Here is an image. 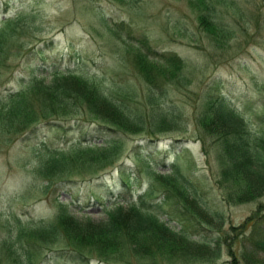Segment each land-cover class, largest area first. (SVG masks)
Listing matches in <instances>:
<instances>
[{"label":"rangeland","instance_id":"374dc122","mask_svg":"<svg viewBox=\"0 0 264 264\" xmlns=\"http://www.w3.org/2000/svg\"><path fill=\"white\" fill-rule=\"evenodd\" d=\"M208 2L0 0V19L21 15L24 23L20 28L26 32L15 36V41L11 43L15 44L11 55L2 61L3 64L0 63V91L17 90L22 86L20 84L28 81L32 73L25 64L27 57L23 53L28 48L40 46L45 56L42 65L46 70L72 69L77 64L83 74H96L101 79L103 77L106 83L115 81L129 85V92H125L124 97L137 120L135 123L127 121L122 128L125 133L119 132L116 163L131 164V158L138 154V149L133 147L149 139L151 146H148L147 152L150 159L169 161L172 158L170 154L164 157L165 154L155 151H178L181 148L183 150L176 158L180 169L194 179L202 177L199 182L202 206L183 203L199 222L209 228L203 231H206L204 235L201 231L198 233L199 239L205 237L202 241L197 242L193 239L197 238L196 234H192V241L181 238L173 247L174 251L170 250L168 243L162 244L161 252V247L156 245L158 253L152 255H134L126 249L112 248L108 250L111 258L108 262L105 259H90L87 264H242L247 259L264 262V249L255 250L257 245L254 243V240L264 243V193L243 202L236 201L228 193L223 194L228 180L220 176L217 164L220 155H226L222 151L223 139L219 134L210 133L206 127L208 121L199 117L204 110L202 103L208 89L217 86L211 82L215 80L230 110L248 120L251 128L263 127L264 0ZM198 15L209 18V24L200 23ZM30 24L34 31L27 26ZM13 51H20L23 56H12ZM161 52H172L181 59L176 70L162 64ZM141 61L145 64L147 76L152 79L151 85L145 81ZM40 70L41 75L37 72L35 76H46L47 72ZM14 76L22 82L16 83ZM150 91L154 93V101L146 99ZM71 115L60 111L46 116L54 119L48 125L40 124L38 139H27L19 133L0 137V264H13L12 261L19 259L6 258L9 251L3 249L2 240L7 239L9 232L6 230L9 221L5 216L8 211L19 214L21 219L26 216L50 219L58 213L62 202L69 201L65 207L67 214L100 221L105 218V210L111 202L127 201L137 192L135 190L141 188L135 181L136 177V180L141 179L145 183L147 178H152L154 184H160L156 173L151 174L145 165H139L141 172L134 175L135 183L131 189H122L115 166L100 170L102 165L111 161L109 158L113 154L103 149L104 146H99L96 142H100L102 137L94 135L89 139L94 141V146L71 151L69 156L78 155V160L74 156V165H65L67 172L61 173L70 174L71 180H80L78 184L64 183L60 186L53 182L43 195L37 194V190L43 187L41 182L45 180L32 170L39 158L34 146L44 141L69 143L77 138L80 124L67 121ZM120 121L124 122L122 117ZM92 128V124H82L80 135L89 137V133L85 132H95ZM202 128H205L204 131ZM46 130L49 131L46 133ZM57 135L59 139L55 140ZM112 150V153L116 152V147ZM140 150L143 152L142 148ZM144 170L145 173L142 172ZM165 170L159 168L156 172L163 175ZM95 173H98L97 176ZM56 177L52 179L55 181ZM170 183L163 182L168 186ZM27 191L32 192L27 194ZM53 198H57L56 201ZM156 214L163 220L168 219ZM167 224L178 227L171 219ZM11 252L16 256L18 249L14 248Z\"/></svg>","mask_w":264,"mask_h":264},{"label":"trees","instance_id":"16d2710c","mask_svg":"<svg viewBox=\"0 0 264 264\" xmlns=\"http://www.w3.org/2000/svg\"><path fill=\"white\" fill-rule=\"evenodd\" d=\"M20 16L7 18L5 16L0 19V63L11 55V49L15 46L11 43L15 41V36L26 33L23 28H20V25L24 23ZM33 17H35V14H33ZM198 19L200 23L203 21V23L209 24L207 20L210 19L206 18L205 15H198ZM30 25L27 26L34 31V28ZM18 30H20L19 33ZM39 47L28 48L23 53L27 57L25 64L32 73L28 81L20 84L19 86H22L17 90L6 89L0 91V137H7L11 133H19L27 139H38L37 130L40 129V124L48 125L47 122L50 123L53 118L46 116L60 111L72 114L67 121L79 123L80 126L77 128L80 132H82V124L84 123L92 124L95 132L86 131L85 133L90 135L88 137L86 135L81 136L78 130L79 136L73 141H69V143H65L66 141L46 143L44 141V143L40 142L34 146L39 158L36 167H32V170L37 173L39 178L45 180L41 182L43 187L37 190V194L43 195L44 190L53 182H55V185L60 186L64 183L78 184L77 182L80 180H71L70 174L61 175V173L67 172L64 166L74 165L73 160L78 157V155L69 156L71 151L74 152L81 148L88 149L94 146V142L89 140L91 135L102 136L100 142L96 143H99V146H104L103 149L113 152L112 149L116 147V152H111L113 154L109 158L111 161L105 166L102 165L100 170L103 167L115 166L119 168L117 169V178L122 189L130 190L135 181L141 188L135 190L137 192L127 201L120 202L117 200L111 202L113 204L110 203L107 206L109 208L105 210V218L100 221H93L88 216L80 215L77 217L73 213L67 214L65 207L70 203L69 201L62 202L63 204L58 208V213L50 219H43L42 217L34 219L27 218V216L21 219L19 214L8 211L5 216L9 221V226L6 227L9 232L6 236L7 239L2 240L3 249L9 251V255L5 257L19 258L14 262L12 261L13 264H87L90 259L109 261L111 258L108 250L112 248L126 249L134 255L149 253V255H152L158 253L155 251L157 250L156 245L161 247L163 243H168L171 245L170 250H173V247L181 238L190 241L192 234H196L197 238L193 239H196L197 242L202 241V238L198 240L200 237L198 233L209 228L199 222L195 215L189 212L186 204H183L187 202L192 206H202L199 200L201 192L198 188L201 186L199 182L202 177L198 180L194 179L189 173L186 171L184 173L180 169L176 158L183 149L180 148L178 151L174 149L163 150V152L161 150H158L159 152L155 151L158 154L162 152L163 155L165 154L164 157L168 153L170 154L169 157L174 158V160L171 158L169 161L168 159L153 161L149 158L147 152L148 146H151L148 144L151 142L148 139L146 143L133 147V149H138V154L135 153L136 155L131 159L132 165L116 163L117 144H119L118 138L120 137L118 130L123 133L122 128L126 125L125 123L127 121L135 123L136 119L134 110L124 97L125 92H129V85L118 84L115 81L106 83L102 76L101 79L96 74H83L79 71L77 64H74L72 69L56 70L52 68L46 70L43 66L45 56L42 55ZM20 48L15 49L22 51ZM20 51H13L12 56H23ZM142 57H140V60ZM161 60H163L162 64H167L173 70H176L181 62V59L172 52H161ZM141 63L143 74L146 77L145 81L151 85L152 79L147 76L148 72L145 70L144 62L141 61ZM138 64L140 63L138 62ZM40 69L47 72L46 76H35L37 72L41 75ZM73 69L79 72L75 71V74H72ZM46 77H48L47 80H45ZM13 80L18 84L22 82L20 78L17 80L16 76ZM211 82L217 84L215 80ZM217 87L211 90L208 89L213 93L207 90L209 94L207 92L203 103L204 110L200 112L199 117L208 121L207 130L210 132L215 131L214 133L219 134L223 139L221 141L222 151L226 152V155H221L218 159V172H220V176H225L228 180V185L225 186L226 192H223V194L228 193L231 198L236 199L238 202L248 201L264 193V120L261 117L263 127L251 128L248 120L230 110ZM153 95L154 93L152 94L151 91L148 92L146 99L154 101L155 97ZM214 103L216 104L214 105ZM159 105L161 106V103ZM121 117L124 122L120 121ZM112 126L116 130H111ZM55 127L57 128V126ZM58 139L59 135L56 136L55 140ZM112 139L115 140L112 141ZM141 147L143 152L140 150ZM229 148L232 150L229 151ZM74 156L76 157L74 158ZM136 164L137 166L144 164L151 174L156 173L155 176L159 177L160 184H154L152 178H148L146 183L141 179H135L134 181V175L141 172L140 167L135 166ZM159 168L166 169V172L159 175L156 172ZM189 170H191V167ZM54 176H57L55 181L52 179ZM120 176L122 180L119 178ZM130 179L133 181H130ZM166 181L172 182L170 186L163 184ZM143 182L145 183L144 187L142 186ZM148 182L150 184L152 182V184L150 185ZM30 192L32 191H27V194ZM56 199L53 198L54 201ZM70 201H72V198H70ZM123 207H125V210L122 211ZM154 208L155 210H153ZM156 213L171 219L178 227L168 225L166 222L169 219L163 220ZM254 243L257 245L255 250L264 249V243L257 240H254ZM14 248L18 249L16 256L14 252V254L11 252ZM162 249V247L159 249L160 252ZM32 255L34 256L32 257ZM242 264L264 263L263 261L247 259Z\"/></svg>","mask_w":264,"mask_h":264},{"label":"bare ground","instance_id":"6f19581e","mask_svg":"<svg viewBox=\"0 0 264 264\" xmlns=\"http://www.w3.org/2000/svg\"><path fill=\"white\" fill-rule=\"evenodd\" d=\"M191 1H193V0H191ZM209 2H210V0H209ZM209 2H208V3H209ZM211 2H212V1H211ZM214 2H215V1H214ZM191 3H193V2H191ZM202 3H203V2H202ZM205 3H207V1H206ZM205 3H204V4H205ZM194 4H195V2H194ZM214 4H215V3H214ZM214 4H212V5L214 6ZM212 5H209V6L207 5V6H208V7H211ZM203 6H204V5H203ZM215 6H216V5H215ZM190 7H191V6H190ZM212 9H214V8H212ZM205 10H206V9H205ZM208 10H209V9H208ZM209 11H210V10H209ZM215 11H216V10H215ZM204 12H205V11H204ZM206 12H207V11H206ZM211 12H212V11H211ZM213 12H214V11H213ZM216 12H217V11H216ZM202 14H203V13H202ZM206 14H207V13H206ZM206 14H205V15H206ZM214 15H215V13H214ZM206 18H207V17H206ZM210 18H212V17H210ZM215 18H216V17H215ZM201 23H203V21H202ZM204 24H205V23H204ZM204 26H205V25H204ZM163 55H165V54H163ZM179 61H180V60H179ZM182 62H183V61H182ZM76 66H77V65H76ZM70 69H71V68H70ZM78 69H79V68H78ZM64 71H65V70H64ZM73 71H74V72H73ZM73 71H72V74H75V71L79 72L78 70H74V69H73ZM80 71H81V70H80ZM63 75H65V74H63ZM77 75H78V74H77ZM81 75H82V74L80 73V76H81ZM66 76H67V75H66ZM66 76H65V77H66ZM83 77H84V75H83ZM83 77H82V79H83ZM87 77H88V76H87ZM87 77H86V78H87ZM70 78H71V77H70ZM79 78H81V77H79ZM84 78H85V77H84ZM88 78H89V77H88ZM47 79H48V78H47ZM89 79H90V78H89ZM92 79H93V78H92ZM92 79H91V80H92ZM216 82H217V81H216ZM213 84H214V83H213ZM216 85L218 86V84H216ZM214 86H215V84H214ZM218 87H219V86H218ZM22 89H23V88H22ZM209 90H210V89H209ZM214 90H215V89H214ZM19 91H20V90H19ZM211 92H212V91H211ZM211 92H210V93H211ZM216 92H217V91H216ZM212 93H213V92H212ZM2 94H3V93H2ZM208 94H209V92H208ZM221 94H222V93H221ZM217 95H218V92H217ZM207 97H208V96H207ZM219 97H220V96H219ZM204 98H206V97H204ZM217 98H218V97H217ZM208 99H209V98H208ZM203 100H204V99H203ZM220 100H221V99H220ZM210 101H211V100H210ZM223 101H224V100H223ZM211 102H212V101H211ZM208 103H209V102H208ZM222 103H223V102H222ZM202 104H203V103H202ZM210 104H211V103H210ZM215 104H216V103H214V105H215ZM217 105H218V104H217ZM204 106H206V105H204ZM212 106H213V105H212ZM217 107H218V106H217ZM201 108H202V107H201ZM208 108H209V107H208ZM202 109H203V108H202ZM228 110H229V109H228ZM230 113H231V112H230ZM234 113H235V112H234ZM231 114H232V113H231ZM230 117H231V116H230ZM38 118H39V117H38ZM232 118H233V117H232ZM236 118H237V117H236ZM36 120H37V119H36ZM36 120H35V121H36ZM40 120H41V119H40ZM136 120H137V119H136ZM235 120H236V119H235ZM40 122H41V121H40ZM38 123H39V122H38ZM47 123H48V122H47ZM35 124H36V123H35ZM38 126H39V125H38ZM33 127H34V126H33ZM51 127H52V126H51ZM89 127H90V126H89ZM112 127H113V128H111V130H112V129L116 130V128H114V126H112ZM135 127L139 128L137 125H136ZM106 128H108V126H106ZM34 129H35V128H34ZM38 129H39V128H38ZM48 129H49V128H48ZM120 129H121V128H120ZM123 129H124V128H123ZM204 129H205V128H204ZM204 129L202 128L203 131H204ZM36 130H37V129H36ZM109 130H110V126H109ZM109 130H108V132H109ZM127 130H128V129H127ZM130 130H131V129H130ZM132 130L134 131V129H132ZM38 131H39V130H38ZM48 131H49V130H48ZM50 131H51V130H50ZM101 131H102V130H101ZM118 131L121 132L120 130H118ZM128 131H129V130H128ZM116 132H117V131H116ZM116 132H114V133H116ZM206 132H207V131H206ZM211 132H212V131H211ZM211 132H210V133H211ZM214 132H215V131H214ZM102 133H103V132H102ZM112 133H113V132H112ZM117 133H118V132H117ZM123 133H125V132H123ZM128 133H129V132H128ZM210 133H209V134H210ZM104 134H105V132H104ZM206 134H207V133H206ZM106 135H107V134H106ZM108 135H109V134H108ZM108 135H107V136H108ZM119 135H120V133H119ZM128 135H129V134H128ZM132 135H134V134H132ZM207 135H208V134H207ZM213 135H214V134H213ZM91 136H92V135H91ZM209 136H212V135L210 134ZM215 136H216V134H215ZM101 137H102V136H101ZM116 137H117V136H116ZM116 137H114V138L116 139ZM122 137H123V135H122ZM126 137H127V136H126ZM104 138H105V137H104ZM123 138H124V137H123ZM89 139H90V138H89ZM96 139H97V138H96ZM96 139H95V140H96ZM107 139H108V138H107ZM115 139H114V140H115ZM121 139H122V138H121ZM105 140H106V139H105ZM110 140H111V139H110ZM114 140L112 139V141H114ZM117 140H118V139H117ZM117 140H116V141H117ZM102 141H103V140H102ZM119 141H120V137H119ZM119 141H118V142H119ZM93 142H94V141H93ZM95 142H96V141H95ZM121 142H122V141H121ZM81 143H82V142H81ZM91 143H92V142H91ZM75 144H76V143H75ZM78 144H79V143H78ZM88 144H89V143H88ZM123 144H124V143H123ZM43 145H44V144H43ZM76 145H77V144H76ZM82 145H83V144H82ZM84 145H85V144H84ZM89 145H90V144H89ZM47 146H49V145H47ZM139 146H140V145H139ZM42 147H43V146H42ZM42 147H41V148H42ZM44 148H45V147H44ZM52 148H53V147H52ZM139 148H140V147H139ZM141 148H142V147H141ZM217 148H219V147L217 146ZM42 149H43V148H42ZM49 149H50V148H49ZM151 150H152V149H151ZM45 151H46V150H45ZM118 153H119V152H118ZM161 153H162V152H161ZM219 153H220V152H219ZM143 154H144V153H143ZM131 156H132V155H131ZM217 156H218V155H217ZM217 156H216V157H217ZM220 156H221V155H220ZM141 157H142V156H141ZM147 157H148V156H147ZM131 159H132V158H131ZM139 159H141V158H139ZM123 161H124V160H123ZM216 161H217V160H216ZM173 162H174V161H173ZM117 163H118V162H117ZM135 163H136V162H135ZM166 163H167V162H166ZM167 164H168V163H167ZM172 164H173V163H172ZM174 164H175V163H174ZM217 164H218V163H217ZM115 165H116V164H115ZM127 165H128V164H127ZM131 165H132V164H131ZM139 165H140V164H139ZM139 165H138V166H139ZM141 165H142V164H141ZM143 165H144V164H143ZM153 165H154V164H153ZM169 165H170V164H169ZM133 166H134V163H133ZM135 166H137V164H136ZM138 166H137V167H138ZM175 166H176V165H175ZM193 166H194V165H193ZM112 167H113V166H112ZM122 167H123V166H122ZM171 167H172V166H171ZM173 167H174V166H173ZM176 167H177V166H176ZM138 168H139V167H138ZM140 168H141V166H140ZM117 169H119V168H116V172H117ZM143 169H144V168H143ZM176 169H177V168H176ZM120 170H121V169H120ZM179 170H180V169H179ZM118 171H119V170H118ZM122 171H123V170H122ZM136 171H138V170H136ZM177 171H178V170H177ZM123 172H124V171H123ZM133 172H134V171H133ZM142 172L145 173V170L142 171ZM183 172H184V171H183ZM146 173H148V172H146ZM184 173H185V172H184ZM184 173H183V174H184ZM97 174H98V173H97ZM97 174H96V176H97ZM104 174H105V173H104ZM149 174H150V173H149ZM119 175H120V173H119ZM122 175H123V174H122ZM125 175H126V174H125ZM181 175H182V174H181ZM94 177H95V176H94ZM98 177H99V176H98ZM122 177H123V176H122ZM125 177H126V176H125ZM131 177H132V176H131ZM99 178H100V177H99ZM119 178L122 180L121 176H120ZM123 178H124V177H123ZM134 178H135V177H134ZM136 178H137V177H136ZM136 178H135V179H136ZM147 179H148V178H147ZM137 180H139V179H137ZM123 181H124V180H123ZM132 181H133V180H132ZM146 181H147V180H146ZM151 181H152V180H151ZM154 181H155V180H154ZM149 182H150V181H149ZM149 182H148V183H149ZM191 182H192V180H191ZM191 182H190V183H191ZM134 183H135V182H134ZM149 184H150V183H149ZM151 184H152V182H151ZM151 184H150V185H151ZM199 185H200V184H199ZM190 186H191V185H190ZM196 186H197V185H196ZM205 186H207V185H205ZM198 188H201V186L198 187ZM202 188H203V187H202ZM202 190H203V189H202ZM156 191H157V190H156ZM157 195H158V192H157ZM157 197H158V196H157ZM153 199H154V198H153ZM120 202H121V201H120ZM152 202H153V200H152ZM154 202H155V201H154ZM158 203H159V202H158ZM162 203H163V202H162ZM163 204H164V203H163ZM163 204H162V205H163ZM164 205H165V204H164ZM152 206H153V205H152ZM166 206H167V205H166ZM163 207H164V206H163ZM151 209H152V208H151ZM165 209H167V208H165ZM153 210H155V208H154ZM167 210L169 211V209H167ZM170 210H171V209H170ZM260 210H261V209H260ZM150 211H151V210H150ZM158 211H159V210H158ZM261 211H262V210H261ZM156 212H157V211H156ZM166 212H167V211H166ZM153 214H154V213H153ZM158 214H159V213H158ZM170 214H171V212H170ZM174 214H175V213H174ZM218 214H219V212H218ZM166 215H168V214H166ZM215 215H216V214H215ZM219 215H220V214H219ZM172 217H173V215H172ZM212 217H213V215H212ZM216 217H217V216H216ZM254 217H255V216H254ZM254 217H253V218H254ZM222 218H223V217H222ZM168 219H169V218H168ZM248 221H250V218H248ZM252 221H253V220H252ZM166 223H167V222H166ZM252 223H253V222H252ZM254 223H255V222H254ZM254 223H253V224H254ZM258 225H259V224H258ZM240 226H241V225H240ZM253 226H256V225H253ZM262 226H263V225H262ZM254 228H255V227H254ZM239 229H240V228H239ZM262 229H263V228H262ZM214 230H215V229H214ZM241 230H242V229H241ZM254 231H256V230H254ZM254 231L252 230V232H254ZM205 232H206V231H205ZM205 232H204V233H205ZM228 232H229V230H228ZM202 233H203V232H202ZM204 233H203V235H204ZM210 233H211V232H210ZM232 233H233V231H232ZM222 234H223V233H222ZM208 235H209V234H208ZM199 236H200V235H199ZM236 236H237V235H236ZM201 237H202V236H201ZM204 238H205V237H204ZM225 238H226V237H225ZM228 238H229V237H228ZM198 239H199V238H198ZM202 239H203V238H202ZM210 239H211V238H210ZM213 239H214V238H213ZM207 240H208V239H207ZM216 241H218V240H216ZM226 241H227V240H226ZM234 241L236 242V240H234ZM239 241H240V240H239ZM230 242H231V241H230ZM200 243H201V242H200ZM216 243H218V242H216ZM208 244H209V243H208ZM231 244H232V243H231ZM215 246H216V245H215ZM232 246H233V245H232ZM233 247H234V246H233ZM216 248H217V247H216ZM219 248H222V247H219ZM222 249H223V248H222ZM222 249H221V250H222ZM240 249H241V248H240ZM235 250H236V249H235ZM253 251H254V249H253ZM218 252H220V251H218ZM235 252H237V251H235ZM235 252H234V253H235ZM251 252H252V251H251ZM254 253H255V252H254ZM256 253H257V252H256ZM239 254H240V253H239ZM220 255H221V254H220ZM248 255H249V254H248ZM255 256H256V255H255ZM263 256H264V255H263ZM236 257H237V256H236ZM241 257H242V256H241ZM253 257H254V256H253ZM216 258H217V257H216ZM239 259H240V258H239ZM233 260H234V259H233ZM241 260H243V259H241ZM250 260H252V259H250ZM259 260H260V259H259ZM237 261H238V260H237ZM252 261H253V260H252ZM255 261H256V260H255ZM107 262H108V261H107ZM233 262H234V261H233ZM244 262H245V260H244ZM240 263H241V262H240ZM263 263H264V262H263Z\"/></svg>","mask_w":264,"mask_h":264}]
</instances>
